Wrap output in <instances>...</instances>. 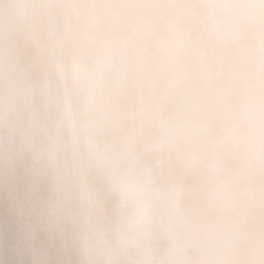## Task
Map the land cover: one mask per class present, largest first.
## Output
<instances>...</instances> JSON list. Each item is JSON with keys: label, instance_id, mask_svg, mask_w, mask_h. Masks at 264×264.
<instances>
[{"label": "clouds", "instance_id": "clouds-1", "mask_svg": "<svg viewBox=\"0 0 264 264\" xmlns=\"http://www.w3.org/2000/svg\"><path fill=\"white\" fill-rule=\"evenodd\" d=\"M0 264H264V0H0Z\"/></svg>", "mask_w": 264, "mask_h": 264}]
</instances>
